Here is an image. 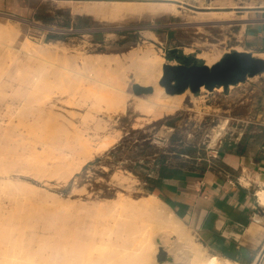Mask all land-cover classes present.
<instances>
[{"label": "bare ground", "instance_id": "obj_1", "mask_svg": "<svg viewBox=\"0 0 264 264\" xmlns=\"http://www.w3.org/2000/svg\"><path fill=\"white\" fill-rule=\"evenodd\" d=\"M176 1L183 4V0ZM64 4L74 15L90 16L107 23L127 19L128 12L132 13V17L137 16L134 19L138 20L159 18L168 22L170 16L177 17L181 23L172 26L181 30L185 40L194 41L197 47L205 50L202 56L208 67L218 63L224 54L220 44L209 43L212 41L210 30L215 29L220 37H225L226 25H237V22L246 19L245 15L238 17L235 12L245 8L232 0L216 1L207 7H200L201 11H196V15L184 14L181 7L172 2L142 6H105L95 2ZM255 7V4L246 6L247 9ZM242 25L237 34L239 43L246 26ZM10 34L11 31L0 24V39L7 41ZM217 41L221 42L220 39ZM234 49L239 52L243 50L240 45ZM9 50L6 57L0 60V264H157V254L166 245L164 237L157 241V236L171 233L177 234L181 254L175 249L173 262L166 264H177L182 260L184 264H236L206 254L198 243L192 241L183 222L154 195L140 198L135 203L123 200L121 193L110 189L108 194L115 199L110 197L107 201L111 202H106L104 206H93L92 199L100 194L96 189L98 180L93 174L83 178L91 203H82V199L79 200L80 204H74L76 200H70L72 203L66 204L68 206L64 211L65 218L53 217L51 210L43 203L37 207L27 199L21 200L14 185L21 181L23 173L46 178L57 174L68 179L84 164L75 155H88L93 138L88 135L87 129L74 121L78 114L71 105L79 106L83 102L72 101L65 96L70 83L64 71L72 61L65 58L63 63L57 59L58 51L49 44L35 46L31 42H23L21 50L31 57L26 63L15 58L13 47L10 46ZM121 57L126 65L107 68L87 61L85 63L88 64L87 72L91 74L96 71L103 85L117 94V99H107L110 109L124 107L128 99V96H124L126 86L139 84L154 88L151 95L134 96V103L139 109L135 108V113L147 117L141 119L146 125L175 115L183 107L195 110L192 96L187 99L185 95L170 96L158 85L164 60L152 46L137 44ZM81 77L79 75V79ZM93 80L96 79L93 77ZM90 82L95 84L92 79ZM189 103L193 108H189ZM225 126H229L228 121ZM143 128L145 126L133 130ZM108 146L104 142L101 149ZM249 182L242 179L244 185H249ZM27 188L24 186V189ZM258 196L264 205V190H260ZM74 197L71 195L69 198ZM5 202L7 206H4ZM101 216L111 218L113 227L98 230L96 222L102 221L99 219ZM107 232L114 234L109 242L105 239ZM172 251H168L169 256H172Z\"/></svg>", "mask_w": 264, "mask_h": 264}, {"label": "rangeland", "instance_id": "obj_2", "mask_svg": "<svg viewBox=\"0 0 264 264\" xmlns=\"http://www.w3.org/2000/svg\"><path fill=\"white\" fill-rule=\"evenodd\" d=\"M216 1L222 0H183V4H179L176 0H55L51 2L50 6L56 8V16L46 21L47 23L40 25L34 21L22 22L0 15L1 26L11 31L7 41L0 39V60L6 57L11 46L16 51L15 58L26 63L31 57L26 51L21 50V45L28 41L35 46L49 44L58 51L57 59L63 63L65 58L72 61L67 70L64 71L70 83L65 96L72 101L81 100L83 102L79 106L73 105L74 103L71 105L78 114L74 117V121L87 129L88 135L93 138L90 141L92 148H89L88 155H75L81 159L80 161H84L79 171L74 172L68 179L57 174L52 178H46L37 177L33 175L34 173H23L21 181L14 185L19 194L18 197L27 199L30 204L34 203L37 207H39V203H43L45 207L51 210L53 217L62 216L65 218L64 211L68 206L66 204L72 203L70 200H76L74 204H80L79 200L82 199L84 200L82 203H91L87 198L88 186L83 183V178L87 174H93L98 180L96 189L100 192L95 199H92L91 204L93 206H104L107 204L106 202H111L107 201L111 199L110 197L115 199L113 195L108 194L110 189L121 193L123 200H131V202L136 203L140 198L153 195L147 184H149L153 172L159 168L161 161L178 158L177 155L169 154L187 149V155L191 158L194 152L198 151H200V155H206L209 138L214 139L219 131L228 129L232 123L231 120L226 119L222 104L217 101L214 102L217 99L213 93L224 94L223 88L221 90L215 89L213 92L206 89L201 90L197 95L189 90L186 91L182 95H185V99L190 96L193 97L194 105H196L195 110L190 111L187 107H183L177 114L166 117L160 122H154L152 125H146L147 123L141 120L147 119V117L135 113V108L138 111L139 109L134 103V96L136 95L133 92V86L127 85L125 88L124 96H128L125 106H121L117 110L110 109V101L108 100L117 99V94L108 86L103 85L102 78L96 71L91 74L86 71L88 66L85 64L86 61L98 67L107 66V68L108 66L126 65V61L121 56L140 44L142 47L152 46L154 51L163 58L164 65L177 66L181 64L178 59L170 54L173 50H177L176 53L179 52L180 56H192L201 64L206 65L207 61L202 56L205 50L197 47L194 41L185 40L181 30L172 26L181 23L177 17L170 16L171 20L168 22L159 18L138 20L134 19L137 16L132 17V13L128 12L127 19L107 23L90 16L74 15L64 4L65 2H95V4L105 6L117 4L142 6V4L148 3L172 2L179 5L184 14L196 15V11L185 8L184 4L200 8L207 7ZM232 1L245 8L235 11L238 17L245 15V21L237 22V25L231 23L226 25L225 37H220L215 29L210 30L212 41L209 43L220 44L221 48L224 49L223 57L236 51L234 48L241 44L237 34L241 31L242 24L246 25L250 20L246 6L249 4L258 5L257 0ZM218 10L216 9V11ZM218 39L224 43H219ZM108 70H103V72H108ZM19 74L22 75V73ZM79 75H82L81 79H79ZM110 75L112 76L111 73ZM131 75L129 74V76ZM93 77L96 80H93ZM256 77L250 78L252 79L250 81L259 82V78ZM91 79L93 82L95 81V84L90 82ZM159 81L158 85L160 86ZM182 95H175V97ZM187 105L189 108H193L191 107L192 103ZM148 118L152 119L151 117ZM226 121L229 122V126L225 128ZM144 126L143 129L133 130V128ZM104 142L108 143L109 146L101 149ZM24 186H28V188L24 189ZM39 194H43L45 197L42 198ZM71 195L75 197L69 198ZM5 205L8 204L5 202ZM99 219L102 221L96 222L99 226L98 230H109L113 227L111 218L101 216ZM183 224L192 241L197 243L191 230L184 222ZM113 237L114 234L109 232L105 235L107 242ZM163 237L166 241L163 249L167 253L169 250H173L171 257H174L175 249L177 253L181 254V251H178L177 234L158 235L157 241ZM156 262L160 264L157 257ZM166 263L168 262L162 264ZM184 263V260L177 262V264ZM257 264H264V252Z\"/></svg>", "mask_w": 264, "mask_h": 264}, {"label": "crops", "instance_id": "obj_3", "mask_svg": "<svg viewBox=\"0 0 264 264\" xmlns=\"http://www.w3.org/2000/svg\"><path fill=\"white\" fill-rule=\"evenodd\" d=\"M54 1L0 0V15L45 24L56 16ZM257 3L248 9L240 52L263 58L264 0ZM250 80L213 93L232 123L209 141L207 154L198 151L191 158L187 149L174 151L169 155L178 158L162 160L147 184L208 255L236 264H257L264 251V205L258 196L264 190V74L259 82ZM244 173H250L249 185L242 183Z\"/></svg>", "mask_w": 264, "mask_h": 264}, {"label": "water", "instance_id": "obj_4", "mask_svg": "<svg viewBox=\"0 0 264 264\" xmlns=\"http://www.w3.org/2000/svg\"><path fill=\"white\" fill-rule=\"evenodd\" d=\"M184 6L193 11H201L194 6L186 4ZM176 52L177 50H173L170 54L173 55ZM178 58L183 61V64L164 65L159 81L160 86L170 96L182 95L188 90L197 95L202 88L210 92L220 88L228 90L231 86L246 82L248 78L264 74V59L247 52L228 53L212 67L201 64L192 56H179ZM133 92L136 96L148 95L154 93V88L136 84L133 85ZM157 260L160 264L173 262V258L163 248H160Z\"/></svg>", "mask_w": 264, "mask_h": 264}, {"label": "built area", "instance_id": "obj_5", "mask_svg": "<svg viewBox=\"0 0 264 264\" xmlns=\"http://www.w3.org/2000/svg\"><path fill=\"white\" fill-rule=\"evenodd\" d=\"M209 139H210V141L212 142V138H209ZM208 144H209V142H208ZM249 177H250V173H244L243 178L249 180ZM263 252H264V251H263Z\"/></svg>", "mask_w": 264, "mask_h": 264}, {"label": "flooded vegetation", "instance_id": "obj_6", "mask_svg": "<svg viewBox=\"0 0 264 264\" xmlns=\"http://www.w3.org/2000/svg\"><path fill=\"white\" fill-rule=\"evenodd\" d=\"M173 56H174L176 59H178V60L181 62V64H183V61H182L181 59L178 58V57L180 56L179 52L173 54Z\"/></svg>", "mask_w": 264, "mask_h": 264}]
</instances>
